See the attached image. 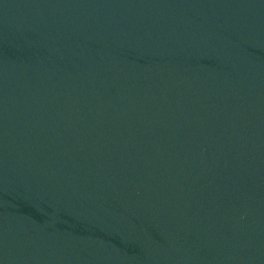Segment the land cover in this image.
I'll return each mask as SVG.
<instances>
[{"label": "water", "instance_id": "1", "mask_svg": "<svg viewBox=\"0 0 264 264\" xmlns=\"http://www.w3.org/2000/svg\"><path fill=\"white\" fill-rule=\"evenodd\" d=\"M0 264H264V0H0Z\"/></svg>", "mask_w": 264, "mask_h": 264}]
</instances>
